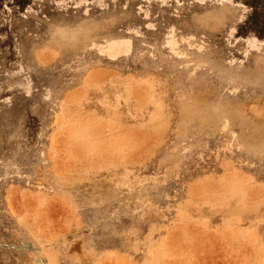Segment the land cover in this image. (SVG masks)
Segmentation results:
<instances>
[{
	"label": "rangeland",
	"instance_id": "obj_1",
	"mask_svg": "<svg viewBox=\"0 0 264 264\" xmlns=\"http://www.w3.org/2000/svg\"><path fill=\"white\" fill-rule=\"evenodd\" d=\"M0 264H264V0H0Z\"/></svg>",
	"mask_w": 264,
	"mask_h": 264
}]
</instances>
